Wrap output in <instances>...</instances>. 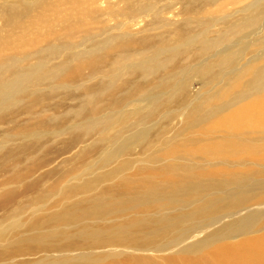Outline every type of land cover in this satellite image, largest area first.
<instances>
[{
	"label": "bare ground",
	"instance_id": "1",
	"mask_svg": "<svg viewBox=\"0 0 264 264\" xmlns=\"http://www.w3.org/2000/svg\"><path fill=\"white\" fill-rule=\"evenodd\" d=\"M240 12L224 32L188 34L174 47L183 64L106 117L4 137L0 264H264V0ZM30 86L0 83L3 117L29 106L12 101ZM219 118L233 130H191ZM56 138L81 143L76 173L39 190L20 159L41 167Z\"/></svg>",
	"mask_w": 264,
	"mask_h": 264
},
{
	"label": "rangeland",
	"instance_id": "2",
	"mask_svg": "<svg viewBox=\"0 0 264 264\" xmlns=\"http://www.w3.org/2000/svg\"><path fill=\"white\" fill-rule=\"evenodd\" d=\"M248 1L0 0V83L26 75L31 82L29 92L12 101L29 105L25 110L5 117L0 111V143L13 130H64L82 118L101 119L117 111L127 97L139 96L144 85L183 64L185 54L174 47L188 34L207 27L224 32L226 26L246 18L240 10ZM38 63H43L39 70ZM139 63L137 69L131 68ZM70 64L77 66L60 79L54 77ZM259 65L264 75V59ZM192 82V91L198 90L202 79ZM221 121L191 130H233L226 125L217 128ZM250 126L254 128V123ZM59 139H53L54 152L41 167L30 169L29 155L20 159L39 190H47L64 174L67 180L76 173L68 175L81 143ZM42 150L36 148L35 161L45 158ZM0 188H5L3 176Z\"/></svg>",
	"mask_w": 264,
	"mask_h": 264
}]
</instances>
